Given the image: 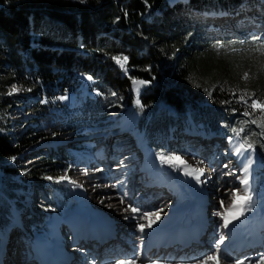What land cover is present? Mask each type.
<instances>
[{
	"label": "trees",
	"instance_id": "1",
	"mask_svg": "<svg viewBox=\"0 0 264 264\" xmlns=\"http://www.w3.org/2000/svg\"><path fill=\"white\" fill-rule=\"evenodd\" d=\"M242 6L264 8V0H0V230L8 223L9 201L17 204L22 196V182L45 186L42 226L52 210L62 211L71 202L69 186L46 177L75 163L73 148L86 150L75 145L61 155L38 154L24 169L22 146L81 134L124 106L155 149L167 142L170 129L190 123L254 142V183L264 185V121L259 111L238 102L242 95L249 105L264 101V37L237 26L218 30L208 19ZM125 56L121 68L114 57ZM132 79L149 82L138 96ZM12 84L37 99L28 108L36 124L17 141L8 115L25 99L8 95ZM65 95L67 100L58 99ZM36 225L32 230H41Z\"/></svg>",
	"mask_w": 264,
	"mask_h": 264
},
{
	"label": "bare ground",
	"instance_id": "2",
	"mask_svg": "<svg viewBox=\"0 0 264 264\" xmlns=\"http://www.w3.org/2000/svg\"><path fill=\"white\" fill-rule=\"evenodd\" d=\"M221 26H223L224 28V24H222ZM187 127H189V125H187ZM133 128L134 130L137 129L134 123ZM120 130L126 132L129 138L133 141L129 139H127L128 141H126V139H124L122 140L123 143L120 144L122 146L120 148L113 149L112 151H110L109 143V146L107 145L108 148L106 150V157L108 156V158L103 157L97 159V161H92L97 164H95L97 166L96 168H100L98 170H95L96 173L93 172L94 170H92L91 173L89 172L90 174L93 173L92 175L88 174L91 177L88 175H84V173L85 171L87 172L89 169H91L90 165L92 164H87L82 168H77L71 171L69 170L70 168H68L69 173L67 175L69 177L73 176V179L77 177L76 179H78L79 181H83L84 185L88 186L87 188H85L84 196L80 199L83 200V204L87 209V214L88 216L90 215L91 218H88L87 220L86 218H84L85 220H83V225L85 226L86 230L80 227L79 230H76V232H74L75 238L73 239V241H69V243L67 244L68 246L66 245L68 248V252L64 257L65 264H77V254H79V256H83V259L87 261L95 252H99V254H101L100 264L103 262H105V264H117V262H115L114 260H120L118 258L128 259L136 255L139 249L138 244L147 237H155V244L151 246L149 244L147 246V249L143 253L142 258L138 261V264L142 261H147L148 263H150L151 259H157L159 256L163 260L166 259L167 261H173L174 263H177L176 261L178 260H182L184 263L191 262V264H196V262L200 258H203L208 254H212L210 253V249L213 248L212 251L213 253H215L214 250L216 247V242L221 234H223L225 237V244L230 239H233L235 243L232 249H227L226 247L225 249H221L219 251V254L221 256V264H234V262L238 259H246V264H248V261L251 260L253 264H255V262L259 258V255H264V249L259 246L258 243L254 241L252 243L245 242V236H251L257 232L261 233L264 230L262 228L256 230L252 228L256 224L257 220H263L262 223L264 225V218H262L261 216L263 205L260 207L257 206L258 211H255V219L253 221L244 223V221L242 220L243 217H241L239 220L234 221L233 224L229 225V227L226 229L228 233H225L224 228H222V221L214 212L216 207L218 206L217 204L219 199V201H224V207H231L232 190H238L241 194H243V186H241L238 177L241 174V169L245 166L244 158L248 157L249 153H247L244 158L242 157V155H234L237 160L231 157L230 153H223V146L225 142L221 140L220 135L216 133L207 135L201 141H199L195 136H191L192 142L194 143L193 145L195 146L199 144L201 146H198L197 148H201V152H198L196 155L184 156L187 154L185 151H178V149L175 147L173 149L169 148L170 153L172 150L178 151L182 159L187 158V166L193 168H202L203 166L204 175L201 179L202 182L198 183L193 177L184 174L183 166L177 168L175 166H169L168 164L160 163L168 170V173L166 171L161 172L158 164L147 155L148 147L151 149L152 147L146 141L140 139L139 143L137 142L138 139L136 137L134 138L129 135L131 126H129L128 130H125V128H122ZM119 135L122 136V134L120 133ZM211 135L214 136L211 137L209 139L210 142H208L209 140L206 138H209ZM97 141L98 145L96 146V148L99 146V150L101 148L104 150V141ZM117 141L119 142L120 140ZM128 148L132 149L129 155L131 158L127 161V159H123V157L128 154V152H125ZM221 153L222 155L220 156ZM157 155L159 154H156V156ZM165 155L170 154L167 153ZM136 157H139V159H136ZM194 158L199 159V161H196ZM107 159H110L112 161L114 160L115 164L120 163L119 165H121V170L119 171V173H123L124 170H131L130 172L134 171L132 176L133 184L136 181L137 177H140V179L143 178L142 183L144 188V197L142 199L136 200L134 199V196H132L131 198L123 197L124 184L127 180H124L123 177L121 182H119L116 187L114 186L113 179L111 178L114 177L116 173L112 172L109 167H106V165H104ZM146 160L147 162H154L149 163V167L147 168L148 170H150V168L154 166L153 168L160 171L154 174V171H156L155 169L152 172L146 169L144 173L143 166H148V164L145 162ZM226 164L228 165L227 168L225 167ZM92 167L95 168V166ZM233 169L236 170L235 175L229 176L228 174H226L231 172L228 170ZM171 172L173 173V176H166L172 174ZM95 174L97 175L95 176ZM210 175H212V177H209ZM99 180H102L103 182H100ZM172 180H176V182L182 189V192L178 199H176L175 195L172 193L173 182H170ZM229 181H233L234 183H232L233 185L230 186L231 188L226 194L224 190L228 189ZM22 183L24 184V182ZM196 184L205 186L209 191L210 198L208 209L205 211L204 217L200 220L196 219V217L198 216V197L195 195V193L198 192L195 191V187L193 188V186H195ZM133 186L134 188H137L135 187V184ZM188 188H191V191H193L194 194L190 193V191H188ZM26 189L27 188H25V190ZM107 191L108 193L112 192L114 194H106ZM23 193L22 196L18 199L24 201ZM259 197L260 196H258V198ZM187 198L189 199L190 203L188 205H184L188 203ZM34 200L35 198H31V201L29 203L30 207H36V210H39V207L35 205ZM117 200L119 202H117ZM121 200H123V203L121 202ZM113 202H117L119 204L113 206ZM168 202H170L169 206L166 205ZM129 205L139 207L144 211H158L162 209L163 211L161 212V216H163V219H161L156 225H154L152 229H146L145 233L141 234L138 231L137 223H144L145 221H137L136 219L132 218L133 214L130 211L125 212L124 209L128 208ZM18 207L20 206H16L14 209V212L16 214L22 213V209ZM102 208H108L107 214L105 216L99 215L101 214ZM219 211H223V209H221L220 207ZM16 214L14 218L16 217L17 223L24 230V227L26 228L27 226L22 222L23 219ZM114 214H117V217H115L117 219V222L115 221L116 219L114 217H109L110 219L108 220V215L110 216ZM165 215L166 218L164 217ZM126 216L129 217L128 219H125L126 223L124 220H120V217L125 218ZM120 221H122L121 223L123 225L120 223ZM262 223L260 224V226L262 225ZM52 228L53 227H51L50 229ZM27 229L28 228H26V230ZM63 230L64 233H66L67 230L65 229L64 225ZM147 230H150L152 234L149 235L147 233ZM26 232L27 231H25V233ZM173 232H176V234L173 235ZM210 232L213 233V236L209 235ZM29 235L28 237L24 238L18 234V236L16 237V240L19 242L18 244L16 243V240H12V244L15 243L17 252L8 253L10 246L7 245L4 251L7 253H5L4 256L2 254V250L4 249L3 247L0 251V264H2V260H4V262L9 261V263L7 264H50L49 261L43 259L42 255L39 254V251L36 250L35 243L31 247V250H28L29 244L27 245V243L31 240L29 239ZM94 235L97 236L95 242H93ZM48 240L50 241L51 247H53V245L56 243V236L54 234H51V238H48ZM175 240H178V243L175 242ZM106 242L110 245V249H107L109 252L104 250L103 253H101L102 245L106 244ZM179 244H182L183 246L179 248ZM114 245L121 247V249L119 248L118 251H111L114 248ZM193 246H196L195 250L192 249ZM125 249H127L128 251H125ZM103 255L105 257L104 259Z\"/></svg>",
	"mask_w": 264,
	"mask_h": 264
},
{
	"label": "rangeland",
	"instance_id": "3",
	"mask_svg": "<svg viewBox=\"0 0 264 264\" xmlns=\"http://www.w3.org/2000/svg\"><path fill=\"white\" fill-rule=\"evenodd\" d=\"M262 13H263V9L261 7L252 8V9L249 10L248 8L242 6L236 12H234L233 14H228V13L213 14V15H209L208 19L211 20L212 22H214L215 25H217L216 29H218V30H220V28H218V27H220L222 24H224V23H222L223 21H227V25H228V27H227V25H224V29L232 28L234 26V24H238L239 26H242L243 23H246L247 24V29H251V30L258 29L259 31H261L262 36L264 37V23L262 22L264 14L262 16ZM259 20L262 23H260ZM13 85H15L17 88H19L21 90L19 92L15 93V94H12V95L8 94V95L11 96V97L12 96H17L19 98H24L25 99V104L24 105L15 106V108L8 115V118L10 119V125H11L10 135H11V137H12V139L14 141H17V140H20V139L23 138V134L26 132L27 129L33 127L36 124V122L34 120H32L35 117L34 113L28 111V108L31 105V102L32 101H36L37 99H36V97L30 95L28 90L20 88L19 85H17V84L10 85L9 88H8V93L11 90ZM132 86H133V84H132ZM144 86L145 85L139 86L140 87V91L142 90L141 88H143ZM133 90H134V86H133ZM140 91H139V93H140ZM135 94L137 95L136 92H135ZM76 95H80V92L77 93ZM129 119H131V121L136 126V120H135V117H134L132 109H130L127 106H124L119 111L113 112V113L109 114L108 116L104 117L94 127L82 132L81 134H77V133H67V134H65V133H62V134L54 135V136H52L51 138H48V139L34 140L32 142H28L26 145L22 146V151H21V154L19 156V163H20L19 165L21 167H23L24 169H27L30 166V162H31L28 159H30L33 156H36L38 154L49 155V154H53V153H57L58 155H61L62 152L66 151L69 146L72 147V146L78 145V146H81V147L82 146L85 147L86 150H84V151H76L73 148L72 154L74 156V162L75 163L70 165V167H69L70 169L69 170L70 171L71 170H75L77 168H82V167H84L87 164L88 165L92 164V165H90L91 169H89L87 171V175L90 174L92 170H94L93 172L96 173L95 170H98L100 167L96 168L97 164L95 162H92V161L93 160L97 161V159H99V158L106 157V154H107L106 150H107V148L109 146V143H110V151H112L113 149L120 148L122 146V145H120L121 143H123L122 140H124V139H126V141H128L127 139L132 140V139L129 138V136L126 134V132H123V131L120 130L124 126L127 125V121ZM189 126L194 128V130L193 129L190 130L191 132L192 131L193 132L197 131V133H198V131H200V129L196 130V128H200V127L195 126L193 123H190ZM185 132L186 131H179V130H176V132H173L172 129H171V130L168 131L167 142H165L163 144V147H161L160 149H155L153 147L151 149V148L148 147L147 155L149 156V158L151 157V159H153L154 162H156L158 164V167H159V169H161V172H165V171L167 172L168 170L165 167H163L162 164H160L161 162H160V160L158 158L159 155L156 156V154H160V153L172 154V153H170V149H169L171 147H175V148L178 149V151L183 152V150H180L181 149L180 146L183 145V144H181V142H182V137L185 136V135H183ZM119 133L122 134V136L119 135ZM211 133L212 132H210V133L207 132L206 135L211 134ZM134 135L136 137H138V139H140L144 134L142 133V131H140V132H135ZM190 135L197 136L195 133H190L188 136H190ZM213 136L214 135H211L209 138H206V139L209 140ZM196 138H198V137H196ZM97 140H99V142H101V140L104 141V143H105V146H104L105 149L104 150L102 148L99 150V148H98L99 146L96 148V146L98 145V141ZM117 140H120V141L118 142ZM235 140L239 141L238 138H235ZM208 142H210V140ZM118 143H119V145H118ZM126 146H128V145H126ZM131 149L132 148H128L125 152L131 151ZM101 150H103V151H101ZM136 155H138V154H136ZM106 158H108V156ZM136 159H139V157H136ZM194 159L196 161H199V159H197V158H194ZM147 160L145 161L148 164V166L146 165V169L149 167V163H154V162H147ZM183 160L187 163V161H186L187 158H183ZM256 162L257 161L254 159L253 163L255 164ZM92 166H95V168L92 167ZM153 167L150 168V170H148V169L147 170L152 172L155 169ZM202 168H203V166H202ZM155 170L156 171H154V174H156V173H158L160 171L158 169H155ZM228 171H232V170H228ZM68 173H69V171L67 169L64 172H62V174H60L59 176H56V177L51 176V177H53V180L52 181L48 180V181L49 182H54L60 176L68 174ZM167 173H165V174H167ZM92 174H90V175H92ZM90 175H88V176H90ZM96 175L97 174H95V176ZM170 175L173 176V173L169 174V175H166V176L171 177ZM209 177H212V175H210ZM69 178L76 182L75 185L69 184L66 181L65 182H61V184H65V185L69 186L68 189H69V195L71 197L70 198L71 202L68 205H66L64 207V209L62 211H60V212L54 211V210L51 211L52 212L51 219L60 218L62 220V222L65 224L64 227H65V229L67 231H66V233H64V235H67V232H68L67 228H70L72 226V222L75 221V223H76V222L82 220V218L83 219L86 218V220L88 218L89 219L91 218L90 215L88 216L87 209L85 208L86 206L83 204V200L80 199L81 197L79 196V194L77 192L79 190V188H80L85 193V188H87L88 186L87 185L85 186L83 181H79L78 179H76L77 177L73 179V176H71ZM201 179H202V177H201ZM14 180L17 181L18 183L21 182V180H18L17 178H15ZM165 180H167V179H165ZM99 181L103 182L102 180H99ZM228 183H229L228 189L224 190L226 192V194H227V192H229V189L231 188L230 186L233 185L232 183H234V182L233 181H231V182L229 181ZM24 184H25V188H28L29 190L26 189V190H24V193H23L24 194V201L22 200V202H21V204H22V208H21L22 209V213L16 214L14 212L15 207L19 206V205L14 204L15 201L10 200L9 201V214L10 215L8 216V218L6 220V221H8L7 226L4 229L0 230V247L4 245V249L2 250V254L4 256H5V253H7V252H4L5 251V247L7 245L10 246L8 253L17 252L16 251L17 249L15 247V243L12 244V240L13 239L16 240V237L18 236V234L21 235V237H24V238L28 237V235L30 234L29 235L30 236L29 239H31V240L28 241V243H27V245L29 244L28 245V250L29 251L31 250V247L34 245V243L36 244V250L39 251L38 245L41 244V241L45 242L46 239L51 238V232L49 231L48 227L50 226V224H52L54 222L51 221L47 225H45V226L43 225L42 226V218H44V213L42 212V209L44 211V208H45L44 206L46 205L45 201L48 199V198H46L45 186L42 185L39 182H35V181H31V180L28 181L27 183H24ZM197 184L195 186H193V188L196 187ZM76 185H80V187H77ZM258 186L259 187L261 186L258 189V191L260 192L259 195H263L264 196V186L257 184V187ZM261 190H262V192H261ZM188 191H190V193L194 194L193 191H191V188H188ZM110 193H112V192L108 193V191H107L106 194H110ZM112 194H114V193H112ZM195 195L197 196V193H195ZM31 198L32 199L35 198L34 202H35V205H37L39 207V210L38 209L36 210V207L35 208L34 207H32V208L30 207L29 203L31 201ZM219 200H218V204H217L218 206L216 207V209L220 206V204H219L220 201ZM117 202H119V201L117 200ZM117 202H113L112 205L113 206L118 205L119 203H117ZM261 202L262 203L264 202V198L263 199L260 198V199H257V200L254 198L252 200V202H251V205H254L256 207L257 206L260 207V206L263 205ZM189 203H190V201L188 199V203L184 204V205H188ZM169 204H170V202H168L166 205L169 206ZM219 208L217 209V211H219ZM216 209L214 211L215 213H217ZM221 209H223V208H221ZM107 211H108V208H105V209L102 208L101 209V214H99V215L105 216L107 214ZM255 213L256 212H253V213L251 212V214H249V216H247V217H246V215L243 216L244 219L242 218V220L244 221V223H248L249 221H253L255 219V217H254ZM15 214L19 215L20 217H22V219L24 218L22 220V222L24 224H26V226H27L26 228H28L26 230V228L24 227V230L27 231L26 233L23 230V228H21V226L17 223L16 217L14 218ZM166 215L164 216L165 218H166ZM109 217H112V218L114 217L115 218V217H117V214L110 215V216L108 215V220L110 219ZM161 217L163 219V216H161ZM121 219L125 221V218L120 217V220ZM115 221L117 222V219ZM121 222L122 221H120V223ZM33 223L37 224L36 227H40L41 230H39V231L32 230ZM125 223H126V221H125ZM80 224L81 223L75 224V227L78 228L80 226ZM9 231H10V233H9ZM212 234L213 233H211V232L209 233V235L213 236ZM16 243L18 244L19 242L17 241ZM106 244H107V242H106ZM119 248L121 249V247H119ZM212 250H213V248L210 249V253L214 254ZM125 251H128V250L125 249ZM259 257H260V255H259ZM109 259H113V258H109ZM118 259L121 260L122 258H118ZM154 260H158L160 262V264H172V263L173 264H191V262L184 263L182 260H178V261H176L177 263H174L173 261H167L166 259L163 260L160 256L157 259H154ZM114 261L117 262L119 260H114ZM151 261H153V260L151 259ZM1 263L2 264H7V263H9V261L8 262H4V260H2ZM101 264H105V262H103ZM139 264H150V263H148L147 261H145V262L142 261Z\"/></svg>",
	"mask_w": 264,
	"mask_h": 264
},
{
	"label": "snow or ice",
	"instance_id": "4",
	"mask_svg": "<svg viewBox=\"0 0 264 264\" xmlns=\"http://www.w3.org/2000/svg\"><path fill=\"white\" fill-rule=\"evenodd\" d=\"M215 47L220 48L222 45H216ZM114 60L118 65H120L121 68H125L128 62V58L125 56L123 58L121 57H114ZM87 79L91 81L93 78L91 76H88ZM244 79H248L247 73L244 75ZM149 82L144 80H138V79H132V84L134 86V91L137 93V96L139 95L140 87ZM21 89L17 88L15 85L12 86L11 90L9 91V95L15 94L19 92ZM30 91V89H28ZM100 93H97L99 95ZM115 95V93H113ZM211 95V93H209ZM235 95V93H233ZM58 99L60 100H67L68 97L61 96ZM251 99V97H249ZM46 102V101H45ZM238 102H243L245 105H248L252 109V113H255L259 111L261 113L260 119L264 121V101L260 99H252L250 105L248 104V100L245 99V96H240L238 99ZM136 105L138 107H143L141 105V102L139 98L135 101ZM230 103V102H225ZM245 116L250 115L248 111L244 112ZM252 123H257L256 120H252ZM261 127H264V123L260 125ZM236 131L235 129L233 130ZM243 131V129H241ZM237 136H239V133H236ZM231 142V138H230ZM242 150L244 152H249V157H246L247 163L245 166L241 169V174L238 177L240 184L243 186V194L240 193L238 190H232L231 194V207L225 208L224 207V201H220V207L223 208V211H217L216 215L219 217V219L222 221V228L227 229L229 225L233 224L234 221L239 220L241 217L245 215L247 211L251 210V202L253 200V195L251 192V183H250V168L252 164L251 160V154L255 152V146L254 142H249L248 139H244L243 142L239 143V145L235 148V154L242 155ZM160 162L162 164H168L169 166H175L177 168H180L183 166V172L187 176L193 177L198 183L202 182L201 177L204 175V169L203 168H193L186 165V162L182 159L180 155L177 154H170L165 155L164 153H160L158 156ZM14 159V158H13ZM225 167L227 168L228 165L226 164ZM228 175H235L236 170L233 169L231 172L226 173ZM84 175H87V172L85 171ZM47 180L52 181L53 177L48 176L46 177ZM68 182L69 184L75 185V181L71 180L67 174L60 176L58 179H56L55 183H61V182ZM77 187H80V185H76ZM123 203V200H121ZM125 212H131L132 218L136 219L137 221L143 220L144 223H137L138 231L141 234L145 233L146 229H152L154 225H156L161 219V212L163 211H144L140 209L139 207H135L132 205H129L128 208L124 209ZM129 217H125V219H128ZM225 240V237L223 234L219 236V239L217 240V249L214 254H208L203 258H200L196 264H221V256L219 254V245L223 244ZM139 261V255H134L128 259H121L117 261V264H138ZM150 264H160L158 260H153L150 262ZM234 264H246V259H238L234 262ZM248 264H253L251 260L248 261ZM255 264H264V255H261L258 260L255 262Z\"/></svg>",
	"mask_w": 264,
	"mask_h": 264
}]
</instances>
